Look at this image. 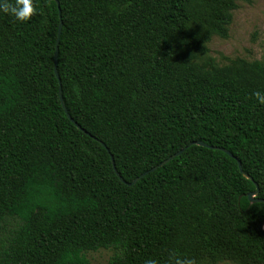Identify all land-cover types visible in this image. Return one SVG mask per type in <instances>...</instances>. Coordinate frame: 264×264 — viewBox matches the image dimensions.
I'll use <instances>...</instances> for the list:
<instances>
[{
  "label": "trees",
  "instance_id": "obj_1",
  "mask_svg": "<svg viewBox=\"0 0 264 264\" xmlns=\"http://www.w3.org/2000/svg\"><path fill=\"white\" fill-rule=\"evenodd\" d=\"M58 1L0 13V264H264V64L208 56L240 0Z\"/></svg>",
  "mask_w": 264,
  "mask_h": 264
},
{
  "label": "rangeland",
  "instance_id": "obj_2",
  "mask_svg": "<svg viewBox=\"0 0 264 264\" xmlns=\"http://www.w3.org/2000/svg\"><path fill=\"white\" fill-rule=\"evenodd\" d=\"M234 11L228 38L214 36L208 43L209 53L215 63L226 65L231 59L241 57L249 61L259 60L264 64V0H240ZM14 221H7L0 228V255L7 247ZM112 249L87 252L90 264H109ZM217 264H239L231 260Z\"/></svg>",
  "mask_w": 264,
  "mask_h": 264
},
{
  "label": "clouds",
  "instance_id": "obj_3",
  "mask_svg": "<svg viewBox=\"0 0 264 264\" xmlns=\"http://www.w3.org/2000/svg\"><path fill=\"white\" fill-rule=\"evenodd\" d=\"M0 13L10 15L18 22H25L34 13L32 0H0ZM254 95L259 103L264 104V94L256 92ZM144 264H157V261L148 259ZM167 264H196V262L187 257H181L175 251H170Z\"/></svg>",
  "mask_w": 264,
  "mask_h": 264
},
{
  "label": "water",
  "instance_id": "obj_4",
  "mask_svg": "<svg viewBox=\"0 0 264 264\" xmlns=\"http://www.w3.org/2000/svg\"><path fill=\"white\" fill-rule=\"evenodd\" d=\"M57 3L59 4V1L56 0ZM62 26H63V22L61 21L60 23V27H59V32H58V41H57V46H56V54H55V67H56V73L59 77V74L57 72V64H58V52H59V37H60V34H61V30H62ZM60 96H61V100H62V104H63V107L65 108V111L67 112L69 118H71L70 114L68 113L67 109H66V106H65V103L63 101V96H62V89H60ZM72 119V118H71ZM73 120V119H72ZM80 128L81 126L78 125ZM100 143L106 147L105 143L100 141ZM202 145V146H206V147H210V148H214V149H220L226 153H228L231 157H235L232 153H230L228 150L224 149V148H220V147H214V146H210L202 141H194L192 142L190 145ZM190 145H188L187 147H189ZM107 148V147H106ZM108 150V148H107ZM185 149H181L180 151H178L177 153L171 155L169 158L165 159L164 161H162L159 165H157L156 167L152 168L151 171H155L157 170L158 168L160 167H163L164 165H166L168 162H170L171 160H173L174 158H176L177 156L181 155L183 153ZM111 158H112V162H113V166H114V169L117 171V168H116V164H115V160H114V157L113 155L111 154ZM238 165H239V168H240V171L242 172L243 171V168H242V163L241 161L238 160ZM150 171H146L145 173L141 174L139 177L135 178L131 183H129V185H133L135 183H137L142 177H144L146 174H148ZM118 175H120L118 172H117ZM247 178H250L252 179V177H250L249 175L247 174H244ZM121 179L123 180V178L121 177ZM256 185V190L254 192H251L249 194V199L251 202H264V199H261V198H257L258 194H259V186L257 183H255ZM261 230L263 231L264 233V222L261 224Z\"/></svg>",
  "mask_w": 264,
  "mask_h": 264
}]
</instances>
